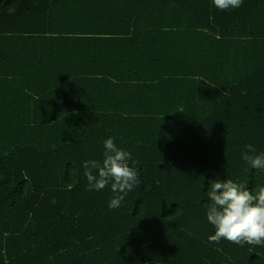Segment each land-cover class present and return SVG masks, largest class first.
Masks as SVG:
<instances>
[{"label":"trees","instance_id":"16d2710c","mask_svg":"<svg viewBox=\"0 0 264 264\" xmlns=\"http://www.w3.org/2000/svg\"><path fill=\"white\" fill-rule=\"evenodd\" d=\"M109 137L140 179L115 210L82 166ZM249 143L264 0H0V264H264L208 242L209 181L264 186Z\"/></svg>","mask_w":264,"mask_h":264},{"label":"clouds","instance_id":"9594fccd","mask_svg":"<svg viewBox=\"0 0 264 264\" xmlns=\"http://www.w3.org/2000/svg\"><path fill=\"white\" fill-rule=\"evenodd\" d=\"M221 11L243 6V0H213ZM102 161L83 162L88 191H102L110 186L113 193L108 208L115 210L134 187L140 184L138 161L124 148L118 147L114 138L103 141ZM241 159L253 168L264 170V152H257L252 144H246ZM206 217L215 232L208 236V242L219 244L221 239L234 242L240 247L245 242L250 246L264 247V186L245 189L232 179L209 181ZM220 249H218L219 251Z\"/></svg>","mask_w":264,"mask_h":264}]
</instances>
